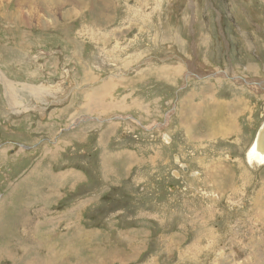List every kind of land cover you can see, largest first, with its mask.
<instances>
[{
	"label": "rangeland",
	"instance_id": "1",
	"mask_svg": "<svg viewBox=\"0 0 264 264\" xmlns=\"http://www.w3.org/2000/svg\"><path fill=\"white\" fill-rule=\"evenodd\" d=\"M111 1L0 17V264H264V0Z\"/></svg>",
	"mask_w": 264,
	"mask_h": 264
},
{
	"label": "bare ground",
	"instance_id": "2",
	"mask_svg": "<svg viewBox=\"0 0 264 264\" xmlns=\"http://www.w3.org/2000/svg\"><path fill=\"white\" fill-rule=\"evenodd\" d=\"M97 1V0H96ZM101 1V0H100ZM104 1V0H103ZM109 2H105V6H113V3L111 0H108ZM11 2V0H0V17L4 18L5 21H7L8 23H13L11 20H14V24L16 25V27L18 28L19 27V23L20 22H16L17 19L19 18H22V10H19L18 9V4H17V0H12V3L13 6L9 7L10 10L8 11L7 10V6L8 4ZM95 3V1H93V4ZM7 5V6H6ZM106 12L110 11L109 9H107L106 7H104ZM101 9V7H100ZM4 10V11H3ZM98 14L101 16V17H105L106 19H108V17H110L109 15L106 16L107 14L102 12V11H99ZM110 21H111V18H109ZM3 20V19H2ZM20 21V19H19ZM3 25V24H2ZM10 29V28H9ZM8 29V30H9ZM15 30V29H13ZM5 31V30H4ZM7 31V30H6ZM13 32V31H12ZM15 34V33H14ZM10 38H14L16 39V35H12L10 34L9 35ZM12 41V40H11ZM16 42V41H14ZM12 49V48H11ZM190 74H193L195 76V73L193 72H189ZM227 74V73H225ZM188 75V74H187ZM231 78V76H229ZM233 78V77H232ZM0 81L3 83L4 87H5V90H6V98L8 99V103L9 105L12 107V108H17L19 106V100H18V93H17V87L15 88L13 85L14 83H9L7 82L6 80H4V76L1 77L0 75ZM251 84H255L254 82L251 83ZM62 101V100H61ZM190 105V104H189ZM29 107H32V105H29L25 108H28V110L30 109ZM37 107L39 106H36V109ZM209 107V106H208ZM24 108V109H25ZM34 108V107H32ZM219 108V107H218ZM31 110V109H30ZM209 111V110H208ZM210 117V116H209ZM213 117V116H212ZM213 120V119H212ZM215 123V122H214ZM224 123V122H223ZM226 126V125H224ZM233 127V126H232ZM264 129V124L260 127V130L259 132L257 133V136L253 142V144L251 145L250 149L248 150L246 156H247V160H248V163L251 164V165H264V149L262 147H259V144H258V136H259V133L261 132V130ZM177 174V173H176ZM5 215V214H4ZM3 216V215H2ZM1 220V219H0ZM76 246V245H75ZM74 246V247H75ZM75 249V248H74ZM69 258V257H67ZM54 261V260H53ZM65 261V260H64ZM68 261V260H67ZM40 262V261H39Z\"/></svg>",
	"mask_w": 264,
	"mask_h": 264
},
{
	"label": "water",
	"instance_id": "3",
	"mask_svg": "<svg viewBox=\"0 0 264 264\" xmlns=\"http://www.w3.org/2000/svg\"><path fill=\"white\" fill-rule=\"evenodd\" d=\"M258 144H259V147H262L264 149V129L261 130V132L259 133Z\"/></svg>",
	"mask_w": 264,
	"mask_h": 264
},
{
	"label": "crops",
	"instance_id": "4",
	"mask_svg": "<svg viewBox=\"0 0 264 264\" xmlns=\"http://www.w3.org/2000/svg\"><path fill=\"white\" fill-rule=\"evenodd\" d=\"M46 205H47V203H46ZM48 206V205H47ZM32 208V207H31Z\"/></svg>",
	"mask_w": 264,
	"mask_h": 264
}]
</instances>
